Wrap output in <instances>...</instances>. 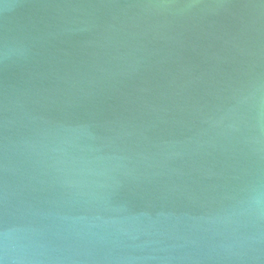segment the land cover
Wrapping results in <instances>:
<instances>
[{"label":"water","instance_id":"95a60500","mask_svg":"<svg viewBox=\"0 0 264 264\" xmlns=\"http://www.w3.org/2000/svg\"><path fill=\"white\" fill-rule=\"evenodd\" d=\"M0 264H264V0H0Z\"/></svg>","mask_w":264,"mask_h":264}]
</instances>
